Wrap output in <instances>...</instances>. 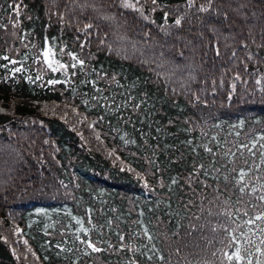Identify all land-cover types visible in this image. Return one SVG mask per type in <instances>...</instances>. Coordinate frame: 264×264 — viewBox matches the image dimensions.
Masks as SVG:
<instances>
[{
  "label": "trees",
  "instance_id": "16d2710c",
  "mask_svg": "<svg viewBox=\"0 0 264 264\" xmlns=\"http://www.w3.org/2000/svg\"><path fill=\"white\" fill-rule=\"evenodd\" d=\"M205 4L0 0V264H221L224 225L264 249V0Z\"/></svg>",
  "mask_w": 264,
  "mask_h": 264
},
{
  "label": "snow or ice",
  "instance_id": "6c2138e0",
  "mask_svg": "<svg viewBox=\"0 0 264 264\" xmlns=\"http://www.w3.org/2000/svg\"><path fill=\"white\" fill-rule=\"evenodd\" d=\"M153 3H155V0H153ZM188 4L189 7L193 6V0H188ZM212 5H213V0H206V4L202 5L198 10L200 12H208ZM126 6L131 7L132 5H126ZM225 19H227L226 14H225ZM175 23L177 26H179L181 24V20L177 19ZM43 55L45 56V62L49 64V67H52V62L48 60L49 53L44 52ZM217 55H219V52H217ZM233 55H235V53H233ZM73 60H77V58L73 56ZM77 62L83 64V61L77 60ZM60 67L63 68L65 67V65L60 64ZM52 70L55 71L56 69L53 68ZM17 71H19V69H17ZM56 82L57 81H49V83H56ZM257 83H260V81H257ZM136 107H139V105H136ZM212 139H216V137H213ZM260 140H264V137H260ZM255 148H256L255 141L251 144V146H249L248 144L240 145L241 151H247L252 156L257 155V153L253 151V149ZM259 148L264 149V143H261L259 145ZM205 151L208 152L210 155L213 156L215 155V152H213V150L207 146H205ZM235 156L236 153L232 152L231 150L225 152L224 160L220 162L221 166H224L225 162L228 164L234 163L232 158ZM259 156L262 162H264V151H260ZM214 170L216 172H219L220 168L214 166ZM197 171H202L206 176L209 175V172L207 168L204 167V165H200ZM233 171H237V170L233 169ZM195 174L196 173L194 172L193 175ZM237 174L239 176V179L236 181V183L239 185L240 193L242 195H250L251 193H254L256 191L255 187H252L249 192L247 193L245 192V188L247 186L245 177L248 175V173L244 169H239ZM172 183L173 184L178 183L177 178H173ZM259 200L261 201L262 204H264V195H261L259 197ZM226 215H228L230 218L232 216L231 213H227ZM244 215L248 216L249 214L247 213V211H245ZM244 224L247 225L249 229L255 227L257 231H259L260 233H264V210L259 211L255 216H249V218L244 221ZM222 230L226 235L224 239L221 241L224 244V248L218 250L219 252H221L223 256V260L221 264H242V262L246 258H247V264H253V260H252L253 253L250 250L243 251L244 245L246 244H251L253 245V247H256V253H258L261 257H264V249H261L260 247L256 246L251 239H247L246 233H244V235H236V230L229 228L227 225L222 226ZM212 231L215 232L216 228H213ZM241 232L243 233V228H241ZM145 235L149 236V239H152V237L149 235L147 231L145 232ZM85 243L87 244V247L91 248L93 252L101 251V249L96 247L94 243L90 241H86ZM260 243L264 244V239H261ZM227 249H233V250L229 252L227 251ZM212 255L216 256L217 252L216 251L212 252ZM256 264H262L261 259L257 258Z\"/></svg>",
  "mask_w": 264,
  "mask_h": 264
},
{
  "label": "rangeland",
  "instance_id": "374dc122",
  "mask_svg": "<svg viewBox=\"0 0 264 264\" xmlns=\"http://www.w3.org/2000/svg\"><path fill=\"white\" fill-rule=\"evenodd\" d=\"M43 58H44L43 61L45 62V57H43ZM48 60L52 62V67H50L51 69H52L53 67H57L56 63H54V62L52 61L53 59L51 58L50 55L48 56ZM45 64H47V65L49 66L48 63L45 62Z\"/></svg>",
  "mask_w": 264,
  "mask_h": 264
}]
</instances>
